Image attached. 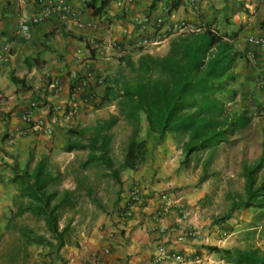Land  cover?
Segmentation results:
<instances>
[{
	"label": "crops",
	"instance_id": "1",
	"mask_svg": "<svg viewBox=\"0 0 264 264\" xmlns=\"http://www.w3.org/2000/svg\"><path fill=\"white\" fill-rule=\"evenodd\" d=\"M26 1L28 5L20 7V0H0V250L5 239L8 244L16 242L0 264H95V255L103 264H235L236 252L264 249V208L251 206L249 213L240 206L247 198L244 168L248 163L243 161L241 166L239 161L240 169L229 171L222 182L229 190L228 210L233 215L219 223L213 210L200 207L210 179L217 175H209L208 169L215 159L206 164L211 149L188 152L190 132L186 130H167L160 137L150 129L146 113L135 110L137 102L126 98L133 73L142 72L151 79L166 77L161 69L163 77L156 76L152 59L166 56L173 41L208 27L216 29L237 52L218 92L230 112L217 118L229 122L244 112L253 117L247 127L221 144L234 141L258 116L263 130L259 162L264 141V53L250 36H264V0H181L176 7L178 0H71L82 26L51 14L32 26L29 37L20 32L19 15L40 13L42 6ZM143 25L154 40L146 47L138 44ZM6 45L11 46V54L4 59ZM94 69L88 84L94 99L80 104L75 114L56 113L52 134L23 121L30 103L37 101L35 122L50 124L54 106H68L79 80ZM119 111L138 125L132 139L148 143L144 164L121 170L119 180L112 182V194L102 202L92 197L97 205L91 215L82 211V199L85 194L92 196V191L71 182L63 201L73 214L66 212V225L59 222L62 245L43 213L37 216L29 210L16 216L21 207L37 204L28 187L38 171L63 172L80 152L66 149L79 141L77 134L90 126L112 128ZM203 151L207 155L194 163L195 154ZM219 157L218 164L230 163V158ZM194 164L199 165L197 172ZM235 179L239 192L232 190ZM163 193L171 206L158 214ZM128 206L133 215L125 217ZM27 213L31 223L21 219ZM233 236L234 246L230 245Z\"/></svg>",
	"mask_w": 264,
	"mask_h": 264
},
{
	"label": "trees",
	"instance_id": "2",
	"mask_svg": "<svg viewBox=\"0 0 264 264\" xmlns=\"http://www.w3.org/2000/svg\"><path fill=\"white\" fill-rule=\"evenodd\" d=\"M180 2L181 0H178L175 7ZM181 36L180 40L172 42L170 52L166 56L152 59L153 67L161 69L166 77L151 79L148 76H141L128 90L126 98L128 101L137 102L135 110H143L146 113L150 129L160 134V137H163L167 130L189 131L190 142L187 144V151L210 148V157L206 162L210 164L221 142H228L238 130L247 127L253 117L244 112L236 115L229 122L228 119L222 121L217 118L225 115L227 111L225 104L218 97V92L224 87L221 79L225 72L232 68L237 57V52H232L233 47L230 42L226 41L218 30L211 27L199 33L192 32ZM149 66L147 65L146 69ZM13 79L24 82L16 76H13ZM108 142L109 138L102 139L104 148L98 147L102 153L107 151ZM84 146L77 142L69 143L66 149L82 150ZM147 150L146 140L132 139L120 169H138L145 162ZM111 161L108 162L110 167ZM263 166L264 141L260 161L255 167L244 168L247 178V198L240 206L264 208V177L261 184L257 185L255 175ZM53 180L56 178L50 173L38 171L34 182L28 187L30 196L37 201V204L30 203L21 207L16 216L29 210L37 216L43 213L46 216V224L58 239V244L62 245L63 238L58 230L60 217L58 208L64 201H59L51 208L52 201L58 193L45 195L46 187ZM88 191L91 193L90 190ZM262 214L264 218V213ZM232 260L235 264H264V249L253 248L236 252Z\"/></svg>",
	"mask_w": 264,
	"mask_h": 264
},
{
	"label": "rangeland",
	"instance_id": "3",
	"mask_svg": "<svg viewBox=\"0 0 264 264\" xmlns=\"http://www.w3.org/2000/svg\"><path fill=\"white\" fill-rule=\"evenodd\" d=\"M154 72L157 77H163L159 69L154 68ZM141 76L142 72H136V74L133 73L130 76V79H133V84H135L138 82ZM151 76L153 77V74ZM227 111L230 112L229 106ZM119 115L120 117L117 123L113 125L112 128L106 129V125H103L98 130V127L90 126L77 134V139H79L77 143L84 144V149L80 150L79 153H76L77 157H75V160H73V162L69 164L70 166L68 165V167H66L63 172H53V177H55L56 180L49 182L48 186L46 187L45 195L53 192L58 193V196L52 201L51 208H53V206L59 201L64 200L63 197H68L65 196L66 194L64 191L65 189L70 188L71 182H78L82 190H90L93 193L92 196H87L85 194L86 197L82 199L84 202L82 211L85 215H91L92 211L94 212L92 209L95 207V205H97L96 203L94 204L92 202V197H94L97 202L98 199L102 202L104 198L112 194L114 189V187H112V182L116 183V181L120 178V172L122 170L120 169V164L123 161L128 145L134 136L133 134L136 131L135 128L138 127L135 120L127 119L121 111H119ZM258 119V116H255L254 123L251 124V126H249L246 130L236 135L234 141L221 144L219 149L215 152L216 156L214 157V163L212 162L208 167L209 175L213 176L216 173L217 175L214 177L215 180L214 178L210 179L208 195L204 197L202 200L203 205H200V207L205 211L207 208L213 210L214 218L216 217L215 220L218 219V221H220L219 223H222L224 218L229 216V214L233 215L228 210L231 206L230 199H228L227 196L229 190L226 187H222L224 178L228 176L227 173H229V171H232V173L238 171L240 169L238 166L239 161L241 166L242 162L244 161L248 163L249 167H255L258 163L257 159L259 158L258 154L261 148L260 139L263 134V130L260 128V122ZM106 137L109 138V142L107 143V151L102 153V150L98 149V147L104 148V144L102 145L101 142L102 139ZM206 155V151L195 154L193 162L195 163L198 157L204 158ZM218 155L224 159L223 161H226V159L230 158V163L228 165L226 163L224 164V162L218 164ZM109 161L112 162L111 167L108 164ZM196 165L197 164H194V166ZM198 168L199 165L196 166L194 172H197ZM50 175L52 174L50 173ZM255 175L256 184L259 185L264 177V170L261 172L257 171ZM233 186L234 187H232V190L236 192L241 190V188L238 187V179L234 180ZM244 209L249 213H252L253 211L248 208ZM67 211L73 214V211L67 209L65 203H63L62 206L58 208V214L60 215L59 222H61V224L66 225L68 222V215H66ZM28 215L31 216V213L23 215L21 219H25V222L31 223L32 218ZM233 217H235V214ZM244 226L245 224L240 227V230L243 229ZM5 240L2 241L3 247L0 250V261L6 257L5 255L9 254L10 251L14 249L16 244V242L8 244L7 239ZM230 241V245L234 246L235 237L233 236Z\"/></svg>",
	"mask_w": 264,
	"mask_h": 264
},
{
	"label": "built area",
	"instance_id": "4",
	"mask_svg": "<svg viewBox=\"0 0 264 264\" xmlns=\"http://www.w3.org/2000/svg\"><path fill=\"white\" fill-rule=\"evenodd\" d=\"M34 3H38L42 6L40 13L34 14H24L21 13L19 15V24H20V32L24 35L29 37L31 35V28L32 26L41 20L44 17H47L51 14H57L62 20L68 21H76V23L80 26L83 23L78 18V14L72 4L71 0H33ZM28 5V1L20 0V7H24ZM158 23H161V19L158 20ZM91 26V25H89ZM251 41L264 53V36H250ZM154 43V40L150 37V34L147 32V27L145 25L139 27V34H138V44L141 46H149ZM116 48H121V46L117 43L112 44ZM4 59H7L11 54V46L6 45L4 47ZM99 70H101L99 68ZM95 69L88 70L85 75L79 80L77 87L75 88V93L71 98V102H69L68 106L66 105L65 108L55 105L54 112H53V121L50 124H46L44 121L39 120L35 122V115L36 110L38 109L37 101H32L29 105V109L23 114L22 119L29 125H32L33 128L39 130L45 134H52L54 131V124L57 122L56 113L64 112L70 115L75 114L79 111L80 104H88L91 100L94 99V95L88 91V84L95 76ZM163 204L161 205L158 214H162L166 210L169 209L171 206L170 198L168 197L167 193H163L159 195ZM133 215L132 206H128V208L124 211L125 217H130ZM108 252L109 250L106 249ZM176 259L182 261L181 255H176ZM95 264H103L99 255H95ZM83 264H88V261H84Z\"/></svg>",
	"mask_w": 264,
	"mask_h": 264
}]
</instances>
